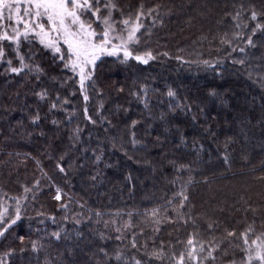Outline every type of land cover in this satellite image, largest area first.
<instances>
[{
  "label": "trees",
  "instance_id": "1",
  "mask_svg": "<svg viewBox=\"0 0 264 264\" xmlns=\"http://www.w3.org/2000/svg\"><path fill=\"white\" fill-rule=\"evenodd\" d=\"M115 1L153 59L102 57L87 101L35 41L0 69V264L237 263L264 238V0Z\"/></svg>",
  "mask_w": 264,
  "mask_h": 264
},
{
  "label": "snow or ice",
  "instance_id": "2",
  "mask_svg": "<svg viewBox=\"0 0 264 264\" xmlns=\"http://www.w3.org/2000/svg\"><path fill=\"white\" fill-rule=\"evenodd\" d=\"M100 3L101 0H23V3L21 0H0V29H3L0 32V41L13 42L18 48L21 38L28 40L31 37L38 40L44 48L56 54L62 53L61 46L66 45L64 54L60 55V59L66 60L65 67L79 76L80 88L85 92L84 100L87 101L85 82L91 80L92 68L101 55H117L118 52L122 51L125 60L133 58L144 64L153 59L150 52L146 54L145 58L133 56L132 52L129 51V44L138 42L137 33L140 31L141 25L130 20H124V31L127 35H114L115 28L113 27L114 21L111 19V11L108 12L107 17L102 18L99 15ZM104 6L109 8L108 4ZM140 15L143 13L141 12L137 16V21H139ZM89 17H95V20L90 21ZM252 19H256L255 12L252 13ZM5 20L10 23L5 25L2 23ZM96 21H100L103 25L100 33H97L92 27ZM259 27L260 25H257V28ZM8 28L11 29L10 32ZM114 41H119V43H114ZM248 44H252L251 38L248 39ZM4 55L3 47H0V58H3ZM23 60L24 58L21 56V66L11 67L10 71L19 74L27 68L28 65L24 64ZM7 63L11 65L12 62L9 60ZM37 71H39L38 66ZM39 95L41 99H44V93ZM167 95L173 97L175 93L169 90ZM52 107L55 108L56 105L53 104ZM85 113L87 114V109H85ZM87 118L91 120V117ZM38 119L37 116L36 120ZM60 171L64 172V168L60 167ZM25 191L27 192L28 189ZM55 199L59 200L60 195L58 194ZM184 199L187 197L185 196ZM16 219H19L18 211ZM15 222L12 220V223ZM3 234L0 231V236ZM52 235L56 239H60L59 233ZM229 235L233 234L229 233ZM243 235L244 244L247 246L244 249L247 253L246 264H253L254 261L264 264V239L257 238V240L252 241L253 247L248 244L247 234ZM188 243L191 245L192 241L189 240ZM33 249H36L35 243H33ZM188 256L194 258L191 252ZM184 259V255L181 254L179 264H183Z\"/></svg>",
  "mask_w": 264,
  "mask_h": 264
},
{
  "label": "rangeland",
  "instance_id": "3",
  "mask_svg": "<svg viewBox=\"0 0 264 264\" xmlns=\"http://www.w3.org/2000/svg\"><path fill=\"white\" fill-rule=\"evenodd\" d=\"M21 2L23 3L22 0H21ZM105 4H108L109 5V8H105V6H104ZM113 5H114V7H112ZM100 8H101V11H100L99 15L102 18L107 17L108 16V12L111 11V19H112V21H114L113 27L115 28V32L113 34L114 35H125L126 36L127 33H126V31H124L125 26L123 25V21L124 20H130V19H129V17L126 16L125 12H121L118 9V7L116 5V1L115 0H101ZM139 14L140 13H138L137 16ZM89 20L90 21H94L95 20V17H89ZM132 22L139 23L141 25L140 30L147 25L144 22V15H140L139 21L133 20ZM2 23H4L5 25H7L10 22H8V21L5 20ZM92 27L97 31V33H100V31L102 30L103 25H102V23L100 21H96V22H94L92 24ZM2 31H3V29H0V32H2ZM8 31L10 32L11 29L8 28ZM139 32L137 33L138 42L141 39V34H139ZM31 41H35V42H37L39 44L38 40L33 39L31 37L28 40H24L23 38H21L20 45H19L18 48H17L16 44L13 43V42H10V41H0V47H3L4 53H5L4 57L3 58H0L1 74L2 73L16 74V73L11 72L10 71V68L11 67H20L21 66V61H20V57L21 56L24 58L23 63L26 64V65H28V63H25V62H28L27 57H25L24 54H22V46H23V43L28 44V42L31 43ZM114 43H117L118 44L119 41H114ZM137 43H131V44H129V46H128L129 49H130V46L132 44H137ZM28 46H29V44H28ZM61 47H62V53H60L59 56L61 54H64V50L66 49V45H62ZM44 49H46V48H44ZM46 50H48V51H50V52H52L53 54L56 55V53H54L53 51H51L49 49H46ZM119 55H122L123 56V52L120 51V52H118L117 55H112V56H119ZM104 56H107V55H101L98 60H100ZM9 60H11V62H12L11 65H9L7 63V61H9ZM15 60H19V62L17 63V65H14V63H16ZM97 61H96V63H97ZM27 69H28V67L26 68V70ZM93 69H94V67L92 68V70ZM262 239H264V238H262ZM246 258H247V255H245L242 259H240L239 262L234 263V264H246ZM253 264H259V262L254 261Z\"/></svg>",
  "mask_w": 264,
  "mask_h": 264
}]
</instances>
